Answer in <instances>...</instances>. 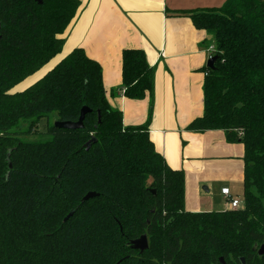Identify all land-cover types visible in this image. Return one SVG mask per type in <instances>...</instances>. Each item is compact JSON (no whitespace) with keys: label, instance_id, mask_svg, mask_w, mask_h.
<instances>
[{"label":"trees","instance_id":"trees-1","mask_svg":"<svg viewBox=\"0 0 264 264\" xmlns=\"http://www.w3.org/2000/svg\"><path fill=\"white\" fill-rule=\"evenodd\" d=\"M40 1L0 0V264H264V0L184 14L214 37L218 58L204 69V114L187 130L244 146L243 206L208 213L186 210L185 173L156 151L152 112L125 127L101 65L81 48L59 60L80 0ZM122 63L124 96L152 94L146 53L126 49ZM85 107L83 129L54 124L48 139H24L44 119L78 122ZM144 235L148 250H133Z\"/></svg>","mask_w":264,"mask_h":264},{"label":"crops","instance_id":"crops-1","mask_svg":"<svg viewBox=\"0 0 264 264\" xmlns=\"http://www.w3.org/2000/svg\"><path fill=\"white\" fill-rule=\"evenodd\" d=\"M227 1L80 0L59 58L81 48L101 65L109 103L122 112L125 127L144 125L152 112L150 138L168 166L185 173V207L191 213L211 212L213 198L226 199L224 188L241 199L244 146L229 143L224 131L187 130L204 114V69L215 42L184 14L217 10ZM126 49L143 50L155 71L154 91L142 100L128 99L121 91Z\"/></svg>","mask_w":264,"mask_h":264},{"label":"water","instance_id":"water-1","mask_svg":"<svg viewBox=\"0 0 264 264\" xmlns=\"http://www.w3.org/2000/svg\"><path fill=\"white\" fill-rule=\"evenodd\" d=\"M39 4H42V1L40 0H34ZM217 57L211 58L208 63H207V67L210 70H214L215 69V63L217 61ZM90 112V110L85 107L83 108L80 118L78 120V122H56L55 123V127L59 128V129H64V130H81L84 128V121L86 118V115ZM91 147V144L87 145V148L89 149ZM205 191L208 192L207 188H204ZM97 194L96 193H89L83 200L82 202L85 203L91 199H93L94 197H96ZM75 214V211L72 212L66 219L65 221H68L73 215ZM131 247L133 250H137L140 253L145 252L146 250H148L149 248V241H148V237L146 235L140 237L138 240H135L132 242ZM258 255L260 257H264V245H262L259 249H258ZM242 262L244 263V260H242ZM221 263L224 264V260L221 259Z\"/></svg>","mask_w":264,"mask_h":264},{"label":"rangeland","instance_id":"rangeland-1","mask_svg":"<svg viewBox=\"0 0 264 264\" xmlns=\"http://www.w3.org/2000/svg\"><path fill=\"white\" fill-rule=\"evenodd\" d=\"M55 64V61L51 62L48 66H46L44 69H42L40 72H38L36 75L28 78L24 83H22L21 85H19L15 91H21L23 89H25L26 87H28L29 85L33 84L36 80H38L45 72H47L49 69H51L53 67V65ZM55 124V120L54 118H51L50 120H42L38 127H37V134L36 135H33V136H30V137H27V138H24L26 141H44L46 139L49 138L48 135H46V131H47V128L48 126L50 125H54ZM27 127V125H22L21 127V130H24L25 128ZM239 187V200H241L243 202V192H244V188L242 187V185H238ZM222 191V190H221ZM215 192L213 191V194ZM207 194V193H206ZM214 199V206L215 208H213L211 210V212H223L225 210H223V207H227L229 206L228 205V200L227 199H223V198H213ZM219 200V201H217Z\"/></svg>","mask_w":264,"mask_h":264},{"label":"built area","instance_id":"built-area-1","mask_svg":"<svg viewBox=\"0 0 264 264\" xmlns=\"http://www.w3.org/2000/svg\"><path fill=\"white\" fill-rule=\"evenodd\" d=\"M210 52L212 53V55H211V58H212V56H213V54L215 52V47H212L210 49ZM221 193L228 200L229 210L240 209L243 206V202L241 200L234 199L231 196L230 189L224 188V189H222Z\"/></svg>","mask_w":264,"mask_h":264}]
</instances>
